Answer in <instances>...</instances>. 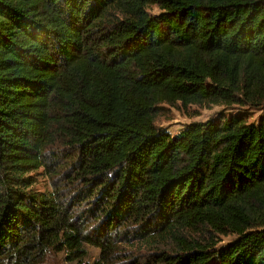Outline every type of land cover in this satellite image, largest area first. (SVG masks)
Wrapping results in <instances>:
<instances>
[{
    "label": "trees",
    "instance_id": "obj_1",
    "mask_svg": "<svg viewBox=\"0 0 264 264\" xmlns=\"http://www.w3.org/2000/svg\"><path fill=\"white\" fill-rule=\"evenodd\" d=\"M0 264H264V0H0Z\"/></svg>",
    "mask_w": 264,
    "mask_h": 264
},
{
    "label": "rangeland",
    "instance_id": "obj_2",
    "mask_svg": "<svg viewBox=\"0 0 264 264\" xmlns=\"http://www.w3.org/2000/svg\"><path fill=\"white\" fill-rule=\"evenodd\" d=\"M219 110L218 107L207 108L205 104L184 106L180 102H174L171 105H165V108L160 111L156 124L161 128L169 129L172 134H175L186 125L209 120ZM253 115L254 118L257 116V114ZM89 253L91 259H93L98 252L90 249Z\"/></svg>",
    "mask_w": 264,
    "mask_h": 264
}]
</instances>
